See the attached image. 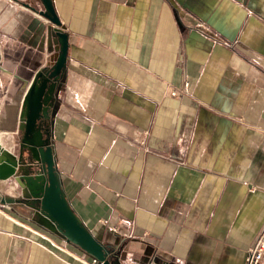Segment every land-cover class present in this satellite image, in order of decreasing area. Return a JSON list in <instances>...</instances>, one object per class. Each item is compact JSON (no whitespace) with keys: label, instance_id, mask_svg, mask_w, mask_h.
<instances>
[{"label":"crops","instance_id":"0c3cea01","mask_svg":"<svg viewBox=\"0 0 264 264\" xmlns=\"http://www.w3.org/2000/svg\"><path fill=\"white\" fill-rule=\"evenodd\" d=\"M52 4L68 37L53 152L73 211L118 264H244L264 224V0ZM41 9L0 0V53L25 77L59 52ZM74 248L0 205V264L90 260Z\"/></svg>","mask_w":264,"mask_h":264},{"label":"water","instance_id":"95a60500","mask_svg":"<svg viewBox=\"0 0 264 264\" xmlns=\"http://www.w3.org/2000/svg\"><path fill=\"white\" fill-rule=\"evenodd\" d=\"M38 14L54 26L59 52L52 65L30 76L5 67L0 53V132L13 135L12 150L0 144V205L34 222L99 264H118L113 250L98 241L73 211L62 188L53 152V113L67 69L68 37L52 0H38ZM30 7L28 4H23ZM34 9V8H33Z\"/></svg>","mask_w":264,"mask_h":264},{"label":"built area","instance_id":"2783aa9c","mask_svg":"<svg viewBox=\"0 0 264 264\" xmlns=\"http://www.w3.org/2000/svg\"><path fill=\"white\" fill-rule=\"evenodd\" d=\"M171 94L175 95V92H172ZM85 264L99 263L90 258ZM244 264H264V224L255 237L252 246L249 248Z\"/></svg>","mask_w":264,"mask_h":264},{"label":"rangeland","instance_id":"374dc122","mask_svg":"<svg viewBox=\"0 0 264 264\" xmlns=\"http://www.w3.org/2000/svg\"><path fill=\"white\" fill-rule=\"evenodd\" d=\"M30 75H32L31 73H29V75L28 76H30ZM48 238V237H47ZM74 249H76V248H74Z\"/></svg>","mask_w":264,"mask_h":264}]
</instances>
